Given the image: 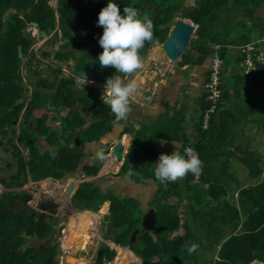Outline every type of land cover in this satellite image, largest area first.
I'll use <instances>...</instances> for the list:
<instances>
[{
	"label": "trees",
	"instance_id": "1",
	"mask_svg": "<svg viewBox=\"0 0 264 264\" xmlns=\"http://www.w3.org/2000/svg\"><path fill=\"white\" fill-rule=\"evenodd\" d=\"M50 1L0 0V145H9L16 167L7 178L0 177V264L59 263V243L49 242L58 219L45 218L44 209L50 200L37 196L34 190L61 189L66 180L96 175L104 159L84 162L89 154L82 152L80 145L99 140L117 124L100 95L90 88L77 87L74 76L60 77V69L55 68L51 74L41 75L31 49L34 36L26 31L36 22L49 35L58 24L64 42L54 51V58L61 61L73 56L75 74L76 70H92L96 80L105 84L106 79L121 75L112 67L101 68L97 59L103 51L98 43L103 32L97 25L98 13L109 0H57L56 8ZM184 1L113 0L122 15L124 7H134L140 18L147 16L153 21L154 39L145 43L147 48L140 50V56L154 44L165 42L176 16L190 19L197 25L190 46L202 57L212 54L215 44L222 45L223 81L226 63L233 60L225 52L226 47L264 35V16L258 12L264 0H196L189 6ZM55 34L58 36L57 31ZM19 47L27 57L24 68L30 78L28 84L23 81L21 65L14 64ZM239 53L244 66L246 53ZM49 54L43 52L44 56ZM194 62L189 52L183 53L181 65ZM253 62L251 71L243 69L231 84L230 88L236 89L233 98L237 99L231 101V93L227 94L224 87L222 100L228 102L226 107L220 105L208 121L202 114L198 117L194 148L203 166L197 179L189 173L165 187L152 173L157 159L156 141L185 140L184 135L180 136L183 130L178 129L181 121L175 115L162 114L154 126L142 123L135 129L138 120H133L124 127L121 135L132 131L136 140L118 174L131 173L137 183L151 178L157 181L158 188L149 201V208L156 213L153 229L143 227L145 211L137 199L119 196L111 189L105 191L94 181H82L73 187L70 201L77 211L95 212L110 202L105 236L117 255L121 252L118 248L129 246L133 233L138 231L129 248L145 264H264V151L249 138L252 128L247 134L245 127L251 122L264 132V62L256 57ZM15 77L19 86H15ZM22 97L25 102L14 108L16 99ZM14 122H18V130ZM168 125L172 127H165ZM16 131L14 139L10 133ZM147 133L151 134L149 138ZM128 145L129 139L124 136L111 153H102L104 157L107 154L106 170L119 168L123 160L120 157L115 161V153L123 154ZM28 183L35 189H28ZM29 238L47 240L49 244L38 249L27 244ZM186 242L199 247L189 254L183 248ZM111 248L101 244L94 264L110 261L115 254Z\"/></svg>",
	"mask_w": 264,
	"mask_h": 264
},
{
	"label": "rangeland",
	"instance_id": "2",
	"mask_svg": "<svg viewBox=\"0 0 264 264\" xmlns=\"http://www.w3.org/2000/svg\"><path fill=\"white\" fill-rule=\"evenodd\" d=\"M195 1L196 0H185L184 3H185V5L189 6V4L193 5ZM50 4L54 8H56L57 7V0H51ZM259 12L264 14V7H262L259 10ZM31 28H32L31 26L26 28V31L30 32V34L32 36H34V43L31 47V49L34 51V53L36 54V58L39 61L37 63H34V65L38 66V69L40 70L41 75L45 76V75L51 74V69L55 68V69H60V73H59L60 77L74 76L75 79H77V76L73 72L74 63H75V59L73 56L69 57L68 59L61 60V61L54 58V51L60 47L62 42H64V40L61 38V31H60V28L58 27V24H57L56 28L54 30H52L50 32V34L45 38H42L40 36V33H38L35 29H33V28L31 29ZM239 28H241V27H239ZM55 31L58 32V36H56V37H55V35H56ZM191 37L194 38L195 33H193L191 35ZM189 45H190V43L188 44V47L184 50V52L189 51L192 55L196 56L195 50L194 49L191 50L190 49L191 47ZM43 52H47L50 54H49V56H44ZM74 52L76 55H79V50L74 49ZM168 57L172 58V57L167 55V52L165 49V42L162 44H158V43L154 44L153 46L148 48L147 52L144 55L141 56V58L144 62V67L142 69L138 70L132 76L124 77L123 79L125 80V83H127L130 79H134V77L139 76L136 79V81L138 83V91L137 92H139V93L142 92V93H144L145 96H148L149 92L146 89L154 87V85H155L154 78L158 77L159 70H160V72L164 71L165 73L167 72V74H168L171 71L178 72L181 69H183V67L185 66V65L180 64L182 56L177 58L176 60H174V62H172V61L169 62ZM26 59H27V57L24 56L20 62V65L22 67L21 73L23 76V81L28 84L30 78L28 76V72L24 68V62L26 61ZM140 77L143 78V80H144L143 83H142V81H140ZM103 87L104 86L101 84V82L97 81V80L85 81L83 83V85L81 86V88L92 89V91L96 95H100V97L103 94ZM31 88H32V85L30 84L28 87V94L31 92ZM131 98L134 99V96ZM137 100H138V98H137ZM132 101L133 100L131 99V102ZM49 114L54 115L55 112L49 111ZM55 125H56L55 127L58 128L59 122L56 121ZM245 125H246L247 134L249 133L248 129L252 128V131L250 132V134H248V136H249V138L254 140V142H255L254 145H256V146L258 145L259 148L262 151H264V132L254 123L247 122ZM14 126L18 130V123L14 124ZM10 135L13 136L15 139L18 135V131H16V133L12 132V133H10ZM104 135H106V134H104ZM119 137H120V135H115V137L113 139H110V140H113L114 142H116ZM110 140L108 142L112 143L113 141L111 142ZM105 141L106 140H104V138H103L101 140L99 139V140L94 141V142L82 143L80 145L81 151L86 153V154H89L88 157L83 158V161L85 160L86 163H92L93 161H96V160L99 161L100 159L97 158V153H100V149H101V153H104L107 150L108 145L105 144ZM44 145H46V143H44ZM46 147H48V146H46ZM23 152L26 155L27 152L25 150ZM105 157H106V155H105ZM105 157L103 160L104 163H106ZM8 164H10V167L7 166ZM234 165L236 167H241L237 163H234ZM3 169H5V170L3 171ZM15 170H16V167L14 165V159L12 157L9 145L6 143L4 145H0V177L5 175L7 178L10 174L14 173ZM125 175H127V174H124L123 176H125ZM130 176L131 175H128V177H130ZM85 178H88V177H84L79 181L71 180V181L67 182V180H66L64 183V186L61 189L55 188V190H49V191L44 190L43 192L38 191V190H34V192L37 196L40 195L43 198L49 199L54 205H57L60 208L59 216H57L58 221L54 225V228L56 231L52 236V240L49 241V242H51V244H53L55 242H59V248H58V252L56 254V259L59 261V263L61 262L63 264H72V261L74 260V257H75V258H84L82 261L76 260V264H94L95 258L97 255V250L101 244H107L111 248V246H110L111 244H109L111 240L107 239L105 236L108 233V230L106 227V221H105L106 215H107L106 212H107L108 203L106 204L107 207L104 206V207L100 208L101 211H103L104 209H105V211L100 214L101 218H99L97 213L94 214L97 211H95V212L92 211L91 213L89 212L90 210L89 211L88 210L87 211H85V210L74 211L70 206V203H71L70 199L67 196H65L66 195L65 189H67L68 194H70V187L72 186L71 185L72 183L76 184V182L92 181V180L95 182L98 180L97 175H95V177H91V179H89V180H86ZM131 179H132V177H131ZM132 180L134 181V179H132ZM27 185H28V189H30V190L35 189L32 185H29V183ZM66 185H68V186H66ZM1 188H3V185L0 182V190H1ZM115 190H116V192H119L121 194L124 193V192H120L116 188H115ZM119 196H120V194H119ZM148 204H149V201H148ZM85 218L90 219L91 221L93 220L92 223L96 227L95 228L96 230H94V232L96 234L93 236V238H91L90 243L86 245L85 249L76 250V251L74 249H72L75 252H72L71 254L67 253L66 250L70 244L72 235L74 234L73 232L77 231L79 221L84 220ZM73 225H75V228H74L75 230L71 229ZM49 242L47 240L42 241V240L37 239V238H29L27 244L31 245V246H36L38 249H40V248L44 247L45 245H48ZM61 245H63V249H61ZM113 251L115 254H114L112 261L117 256V250L113 249ZM66 258L70 261V263L67 262ZM110 263H111L110 261H105L103 264H110Z\"/></svg>",
	"mask_w": 264,
	"mask_h": 264
},
{
	"label": "crops",
	"instance_id": "3",
	"mask_svg": "<svg viewBox=\"0 0 264 264\" xmlns=\"http://www.w3.org/2000/svg\"><path fill=\"white\" fill-rule=\"evenodd\" d=\"M261 15L264 16L263 13H261ZM190 49L192 50L194 48L191 47ZM194 50L196 52V56L192 55L189 51L187 52H189L192 55L193 59L196 60V62L185 64L183 69H181L178 72L171 71L170 73L167 74V72L166 73L164 71L160 72L159 70L158 77L154 78L155 80L154 87L146 89L149 92L148 96H145L144 93L141 92L140 94L142 95L140 101H136L135 99L131 98L133 100L131 102L130 99L131 112L127 120L117 123L110 132L106 133V135L100 138V140L104 138V140L109 141L110 139H113L115 135H120V139L122 140L123 137L125 136L129 139V145L126 148V151L128 152L131 143H133L136 140L135 133L132 131L121 135L124 127L128 122L133 120H138V123L134 125V128L139 129L142 123L144 126L147 125L154 126L156 124V121L160 118L162 114L164 116L165 114H168L169 116L175 115L176 119L178 121L179 120L181 121L180 124L182 125V127L179 126L178 129L183 130L180 133V136L183 137L184 135L185 140L183 138L181 139L171 138V139H162L159 142L156 141V148L154 149V153L157 159L155 162H153L154 164V167L152 168L153 175H154V169L156 167L155 163L158 161L159 155L161 153L171 155L172 152L175 150V146L172 144V142L176 143L177 148L181 154H182V149L183 148L185 149L186 143L191 142L195 144V139L197 134V124L199 121L198 117L201 116L203 109L209 106V104L207 105V103L204 101V82L207 77V69H208L207 59L205 57H202V55H200V53L197 52L196 49ZM237 51L238 50H236L235 48H230L229 45L226 47V51H225L227 55L233 58V60L232 61L228 60V62L226 63L224 70L225 74H223L224 83L222 85V91L224 95V87H225L227 90V94L228 91L231 93V101H235L237 99V98L236 99L233 98L236 95V89L235 88L231 89L230 88L231 84L237 79V76L242 75L243 73L242 72L243 68L240 62L242 55ZM201 57L202 59L199 61ZM170 59L173 60V58ZM227 103L225 99L224 100L221 99L219 105L215 108L212 114L216 113L220 105L224 104L226 107ZM165 127L170 128L172 126L168 125ZM204 127H206V125H204ZM150 133H147L148 138L151 136ZM124 161L120 164L119 168L114 172H107V173L98 172L96 174L98 180L95 182L97 185L101 186L103 190L112 189L114 192H116L115 190L116 188L120 192H124L122 194L116 192L117 194L130 196L132 198L137 199L141 203L142 210L147 211L149 209L148 201H150V199L153 197L154 193L158 188L157 181L151 178L148 179L146 183H137L135 182V180L133 181L131 179V176L128 177V175H130L128 173H125L127 174L125 176H123L124 174L121 175L118 174L119 170L124 164ZM90 177H95V175H92ZM197 178L195 176V179ZM107 202H108V207L106 214L108 213V208L110 204L109 201ZM89 212L91 213L92 211Z\"/></svg>",
	"mask_w": 264,
	"mask_h": 264
},
{
	"label": "clouds",
	"instance_id": "4",
	"mask_svg": "<svg viewBox=\"0 0 264 264\" xmlns=\"http://www.w3.org/2000/svg\"><path fill=\"white\" fill-rule=\"evenodd\" d=\"M259 13L261 14V12ZM177 17L186 19L187 21L193 23L190 19L178 15L175 17V24L176 20L178 19ZM175 24H173L172 26H174ZM97 25L103 28L102 35H100L98 40L99 45L103 49V51L99 54L97 58L99 61V66L101 68L112 67L115 69L116 73L121 74L106 79L105 84L101 82V84L104 86L102 102L103 104L109 107L111 113L114 115V122L119 123L121 121L127 120L131 112L130 98L138 91V83L135 79H131L127 83H125L123 77L132 76L134 73L144 67V62L141 56L139 55V52L141 49H143L146 42L153 41L155 26L153 24V21L149 17L144 16L143 18H140L138 11L134 7H124L122 15L119 7L115 2H113V0H109L107 5L103 7L98 13ZM169 32H171V30ZM263 38L264 35L242 45L229 46L230 48H235L236 50H238L237 52H242L240 49L241 47H245L247 44H253L259 51L255 57L258 60L264 62ZM191 39L192 37L189 39L188 44L190 43ZM187 47L188 45L186 46V48ZM213 51L214 46L212 54ZM212 54L205 56V58L207 59L208 69L207 77L204 82V101L207 103V105L209 104V106L210 101L207 100L205 94V83L208 79V75L210 74V62ZM221 57L223 58L222 55ZM242 68L245 69V66H242ZM250 71L251 69L249 70V72ZM223 83L224 82L222 81V85ZM221 99L216 103L215 108L219 105ZM209 106L203 109L202 115L205 113L206 109L209 108ZM212 113L213 112H211L210 114ZM172 144L175 146V150L172 152L171 155L161 153L159 155L158 161L155 163L156 167L154 169L155 179L165 187H167L168 183H176L177 181L183 180L189 173H191L193 176H196L197 178L201 174L203 166V162L199 158L198 153L193 148L186 147L184 149V154L182 155L178 150L176 143L172 142ZM52 156L53 158H55V152L52 153ZM97 156L99 159H104L102 153H97ZM37 190L41 192L44 191L40 189ZM74 211L77 210L74 209ZM198 247V244L190 242H186L183 245V248L189 254L195 252ZM61 249H63V245H61Z\"/></svg>",
	"mask_w": 264,
	"mask_h": 264
},
{
	"label": "water",
	"instance_id": "5",
	"mask_svg": "<svg viewBox=\"0 0 264 264\" xmlns=\"http://www.w3.org/2000/svg\"><path fill=\"white\" fill-rule=\"evenodd\" d=\"M147 7L145 5H142V8ZM23 8H25V6H23ZM32 27L40 33V36L42 38H45L48 36L47 32L45 30H42L40 28V26L38 25V23L34 22L32 24ZM196 30V25L187 21L186 19L183 18H178L176 20V24L173 26V28L171 29V32L169 33L166 41H165V49L167 52V55L177 59L179 57H181V54H183V50L186 48V46L188 45L189 39L191 38V35L195 32ZM48 31L50 32L51 29L48 28ZM72 33L74 34V31L72 30ZM146 44L143 47V49H146ZM23 58V52L21 47L18 48V57L15 60V65L18 66L20 65V62ZM76 76H77V80H76V86L77 87H81L84 83V81H94L96 78L95 73L92 70H87V69H83V70H76ZM20 82L18 80L17 77H15V86H19ZM102 98V95H101ZM25 102V98H18L16 99V101L13 104V107L16 108L20 103ZM18 122H14V124H16ZM120 143V140L117 142L116 145H114L110 152H112L113 148H117L118 144ZM115 157L117 158L116 161L119 160L120 157H122V151H117L115 153ZM88 178H85L86 180L91 179L90 176H85ZM84 178V177H83ZM82 182V181H80ZM80 182H76V184L72 183L71 187H70V194L69 195V199H70V195L72 192V189L75 185H77ZM71 208L74 210V208L72 207L71 203H70ZM156 223V213L153 207H150L147 211H145V214L143 216L142 219V225L145 229H153ZM138 233V231H135L130 239L129 242V246L132 244V242L135 239L136 234ZM129 250H131L130 248H128ZM49 259H52L51 257H49ZM113 259V258H112ZM112 259L110 260V262H112ZM143 261V260H142ZM144 262V261H143ZM58 264H63V263H58ZM145 264V263H144Z\"/></svg>",
	"mask_w": 264,
	"mask_h": 264
},
{
	"label": "built area",
	"instance_id": "6",
	"mask_svg": "<svg viewBox=\"0 0 264 264\" xmlns=\"http://www.w3.org/2000/svg\"><path fill=\"white\" fill-rule=\"evenodd\" d=\"M221 47L222 45L220 44L214 45V51H213L211 62H210V74L208 75V79L205 83L206 98L207 100L210 101L209 108L206 109L205 113L203 114L205 121H208L210 113L213 112V110L215 109L216 103L221 99V95H222L221 67L223 63V58L221 57L219 53V50L221 49ZM240 49L242 52L246 53L244 70L246 72H249V70L254 67L253 57H255L259 51L257 50L256 46L253 44H247L245 47H241ZM186 147H191L195 150L194 143L188 142L185 144V148ZM126 152L127 151L125 150V152L122 154L123 161L125 159ZM116 159L117 158L115 157V161ZM105 165L106 163L103 164L99 172H104V173L114 172L113 170H106Z\"/></svg>",
	"mask_w": 264,
	"mask_h": 264
},
{
	"label": "bare ground",
	"instance_id": "7",
	"mask_svg": "<svg viewBox=\"0 0 264 264\" xmlns=\"http://www.w3.org/2000/svg\"><path fill=\"white\" fill-rule=\"evenodd\" d=\"M168 61L169 62L170 61L173 62V60L170 59L169 57H168ZM138 77L139 76L134 77V79L136 80ZM140 81H142V83L144 82L142 77H140ZM133 96H134V99L136 101H140L141 100V94L139 92H136ZM137 98H138V100H137ZM101 207H103V205ZM104 211H105V209L103 211L99 210V211L95 212L94 214L97 213L98 217L100 218V214L103 213ZM86 218L84 220H80L79 224L77 223L78 224V228H77V231L73 232L74 234L72 235L70 244H69V246H68V248L66 250L67 253L71 254L72 252H75L76 250L85 249L86 245L90 243L91 238H93V236L96 234L94 232V230H96L95 229L96 227L92 223L93 220L91 221L90 219H86ZM74 228H75V225H73L71 229L75 230ZM72 249H74L75 251H73ZM120 250H121V252L119 253V255L116 258H114V260L110 264H113V263L114 264H144L142 259H140L138 256H136V254H134L127 247L120 248ZM83 259L84 258H75L74 257V260L72 261V264H76V260L82 261ZM67 262L70 263V261L68 259H67Z\"/></svg>",
	"mask_w": 264,
	"mask_h": 264
},
{
	"label": "flooded vegetation",
	"instance_id": "8",
	"mask_svg": "<svg viewBox=\"0 0 264 264\" xmlns=\"http://www.w3.org/2000/svg\"><path fill=\"white\" fill-rule=\"evenodd\" d=\"M120 139V137L118 138V140ZM111 142L113 141V140H110ZM117 142V141H116ZM116 142H112V143H110V142H108V141H106L105 142V144H107L108 146H107V154L110 152V150H111V148L114 146V145H116L117 143ZM100 153H101V149H100ZM106 154V155H107ZM97 158H98V156H97ZM106 158V157H105ZM84 162H86L85 160H84ZM102 164H104V161H103V163ZM59 207L57 206V205H54L51 201H49V202H47L46 203V206H45V212H44V214H46V216H45V218H48L49 220H53L55 217H57V216H59ZM45 246H47V245H45ZM123 247H128V246H123ZM43 248V247H42ZM129 248V247H128ZM52 258V257H51Z\"/></svg>",
	"mask_w": 264,
	"mask_h": 264
}]
</instances>
